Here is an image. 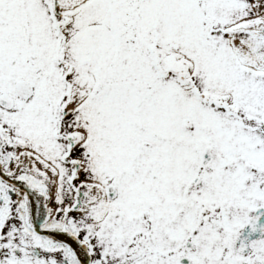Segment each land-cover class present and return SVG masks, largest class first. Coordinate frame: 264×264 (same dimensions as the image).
I'll list each match as a JSON object with an SVG mask.
<instances>
[{
    "label": "snow or ice",
    "instance_id": "snow-or-ice-1",
    "mask_svg": "<svg viewBox=\"0 0 264 264\" xmlns=\"http://www.w3.org/2000/svg\"><path fill=\"white\" fill-rule=\"evenodd\" d=\"M0 264H264V0H0Z\"/></svg>",
    "mask_w": 264,
    "mask_h": 264
}]
</instances>
